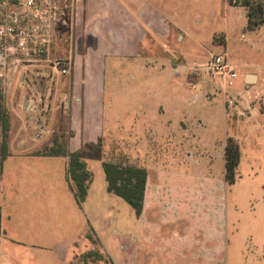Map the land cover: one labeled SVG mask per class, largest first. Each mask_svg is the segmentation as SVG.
<instances>
[{
  "label": "crops",
  "instance_id": "0c3cea01",
  "mask_svg": "<svg viewBox=\"0 0 264 264\" xmlns=\"http://www.w3.org/2000/svg\"><path fill=\"white\" fill-rule=\"evenodd\" d=\"M55 1L63 11L47 32L51 35L48 57L64 60L68 65L66 74L60 75L47 64L45 55L26 56L12 49L0 69L14 77L50 73L61 77L53 89L68 98L64 107L70 151H82L86 144L96 141L106 142L111 128L119 135L127 129L126 135L114 139L128 140L131 165L144 167L147 172L143 207L136 215L133 235L136 264L149 263L155 257L152 250L159 248L192 254L188 262L193 264H220L224 212L219 188L227 184L225 144L232 137L228 133L231 119L226 112L228 89L223 91L221 101L216 96L205 99L218 86L205 72L197 70L206 61H201L198 54L190 57L182 48L188 25L199 23L194 13L199 12L194 7L195 0ZM69 3L72 11L64 8ZM220 5L226 12L234 7L227 0H221ZM14 9L10 0L2 2L0 20ZM215 34L211 37L213 43ZM227 40L226 36L219 45L226 48ZM9 45L13 42L9 41ZM142 58L161 68L151 64V68L138 69ZM228 60L236 67V81L240 79L229 93L251 97L255 92L259 94L260 86L264 90V65L252 67L254 72L246 71L250 67L239 72L240 64ZM127 64L131 66L124 73L129 77L130 100L111 106L109 78L121 76L122 66ZM248 74H254L253 83L246 82ZM141 87L148 94L145 100L137 95ZM19 92L17 88L15 93ZM255 113L253 110L246 118H254ZM215 123L221 125L222 132L214 133L208 128ZM57 131L42 137L48 142ZM12 135L15 132L11 131L9 137ZM24 138L21 135L19 140ZM82 155L92 181L79 207L66 180V156H42L34 148L13 149L9 145L0 179V264H10L1 252L2 245L22 247L35 260L33 264H67L84 250L81 246L88 235L84 229L90 228L87 206L94 207L100 198L94 194L89 155ZM51 158L61 162L58 170L63 186H58L60 175L56 166L50 165ZM216 164L222 166V180L212 173ZM67 212L72 223L65 235ZM59 220L64 221L62 225L57 224ZM56 224L58 234L54 231ZM183 259L179 256L177 262Z\"/></svg>",
  "mask_w": 264,
  "mask_h": 264
},
{
  "label": "rangeland",
  "instance_id": "374dc122",
  "mask_svg": "<svg viewBox=\"0 0 264 264\" xmlns=\"http://www.w3.org/2000/svg\"><path fill=\"white\" fill-rule=\"evenodd\" d=\"M217 1V3H212L209 0H195L194 7L199 12L194 13L196 21L199 23L188 25L189 30L182 48L189 52L190 57L196 54L200 55L199 59L203 62L207 61L211 54L220 53L227 59L240 64L239 72L244 70L243 67H250L246 69L249 72L256 71L252 67L258 64L264 65V24L260 25L259 29L251 28L247 23L245 7L234 6L226 12L220 5L221 0ZM252 1L254 4L256 2L264 3V0ZM214 32L216 33L213 37L215 43L211 38ZM50 36L48 37L51 40ZM226 36L228 40L227 46L224 48L219 44L225 41ZM9 47L13 50L11 45ZM50 47L48 54H50ZM141 60L137 64L138 69L151 68L152 66L161 68L159 64L144 61L143 58ZM57 61L59 64L54 67ZM4 63L5 59L0 60V68ZM47 64L60 75L63 74L59 68L68 66L64 60L50 58L48 55ZM122 67L121 76L109 78L108 89L111 106H114V103L130 100L127 86L129 77H126L124 73L131 66L127 64ZM197 70L205 72L202 65L198 66ZM0 72L2 73L0 77V115L7 116L9 122L6 131L7 148L9 149V145L13 149L34 148L36 153L50 146L55 138L65 143L69 131L66 129L67 111L64 102H67L68 98H62L60 93H55L53 89L61 77L52 73L45 76L24 77V75H20L14 77L10 76L6 69H0ZM62 80L65 84V79L62 78ZM237 82H240L239 78ZM17 88H20L18 94L15 93ZM233 88L234 86L228 88L225 98L226 112L231 119L228 122V133L239 143L240 160L236 167L235 180L232 183H227L223 188H219L224 212V223L221 228L224 243L222 254L219 255V263L264 264V90L260 86L259 94L255 92L251 97H243V94L229 93L233 91ZM138 90V98L140 100L147 99L148 94L145 89L141 87ZM222 93L223 91L219 87H215L214 91L206 94L204 98L213 100V97L216 96L218 101H221ZM253 110L256 111L255 117L246 118L253 114ZM219 126L221 125L215 123L208 128H211L214 133H220L222 129ZM51 130H58L57 134L55 133V137L46 142L42 136L50 134ZM126 130V128L121 130L123 134L119 135L118 131L111 128L106 142L96 141L93 147L86 144L82 149V153L89 155L88 159L94 171V194L96 197L99 195L100 202L96 203L94 207L92 204L87 206L90 228L86 229L85 227L84 229V232L88 234L84 237L86 243L81 246L84 250L75 254L67 264L137 263L133 242L137 225L136 214L121 197L107 192L102 167L97 165L102 161L123 165L131 164L130 142L114 139V136L119 138L126 135L124 133ZM11 131L15 132L13 137H9ZM21 135L26 138L19 140ZM3 139L0 127V144ZM49 160H53L50 161V165L53 163L60 175L58 186L59 184L63 186L61 170H58L61 162L54 161L55 159L52 158ZM221 167L216 164L212 173L216 176H214L215 178L219 177L222 180L224 175ZM57 171H54V174ZM56 190L58 192V188ZM92 209H95L96 213L92 212ZM69 215L70 213L67 212L63 227L65 235L69 233L72 223ZM63 222L59 220L57 224L62 225ZM57 224L54 226L55 234H58ZM75 228H77L76 225ZM139 247L142 249L143 245ZM1 252L10 264H33L35 261L23 251L22 247L16 245L8 247L2 245ZM152 252H155L154 259L151 258L149 263L144 261L138 264H193L188 262L192 254H183L180 251L173 252L172 250L162 251L160 248L154 249ZM141 256L140 253L139 258ZM179 256L184 258L181 263L177 262Z\"/></svg>",
  "mask_w": 264,
  "mask_h": 264
},
{
  "label": "trees",
  "instance_id": "16d2710c",
  "mask_svg": "<svg viewBox=\"0 0 264 264\" xmlns=\"http://www.w3.org/2000/svg\"><path fill=\"white\" fill-rule=\"evenodd\" d=\"M13 4L17 0H10ZM230 5L242 6L247 9V23L251 28H257L264 24V3L252 0H227ZM4 115V114H3ZM0 127L3 132V140L0 146V179L3 161L8 154L6 131L9 127L7 116L0 115ZM90 146H94L90 144ZM42 156H66L68 158L66 168V180L76 203L81 207L85 201L89 185L92 181V173L87 169L82 151H70L67 142L62 143L57 138L43 151H37ZM240 160L239 143L233 137H228L225 144V179L232 183L236 176V167ZM102 170L106 180V190L121 197L133 209L136 215H140L143 207V198L147 172L144 167L137 165H123L110 161H102ZM1 209H0V236H1Z\"/></svg>",
  "mask_w": 264,
  "mask_h": 264
},
{
  "label": "built area",
  "instance_id": "2783aa9c",
  "mask_svg": "<svg viewBox=\"0 0 264 264\" xmlns=\"http://www.w3.org/2000/svg\"><path fill=\"white\" fill-rule=\"evenodd\" d=\"M65 7L73 10L71 3L65 4ZM62 11L55 0H17L15 9L6 13L0 22V60H4L11 51L9 41L13 42L15 53L22 51L26 56H47L50 44L47 32ZM57 64L59 61L55 62L54 67ZM202 66L209 79L222 91L226 92L235 84L238 76L236 67L223 54H211ZM59 71L64 74L67 67L59 68Z\"/></svg>",
  "mask_w": 264,
  "mask_h": 264
},
{
  "label": "water",
  "instance_id": "95a60500",
  "mask_svg": "<svg viewBox=\"0 0 264 264\" xmlns=\"http://www.w3.org/2000/svg\"><path fill=\"white\" fill-rule=\"evenodd\" d=\"M3 1V0H0V2ZM255 81L254 79V74H248L247 77H246V82L247 83H253Z\"/></svg>",
  "mask_w": 264,
  "mask_h": 264
}]
</instances>
